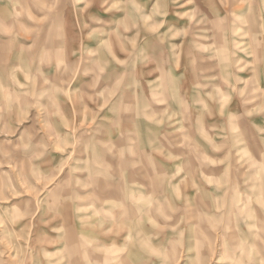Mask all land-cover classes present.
Returning a JSON list of instances; mask_svg holds the SVG:
<instances>
[{
    "label": "rangeland",
    "instance_id": "rangeland-1",
    "mask_svg": "<svg viewBox=\"0 0 264 264\" xmlns=\"http://www.w3.org/2000/svg\"><path fill=\"white\" fill-rule=\"evenodd\" d=\"M0 264H264V0H0Z\"/></svg>",
    "mask_w": 264,
    "mask_h": 264
}]
</instances>
